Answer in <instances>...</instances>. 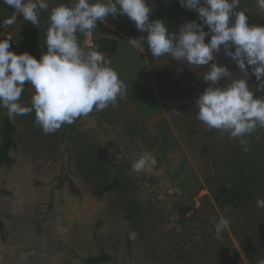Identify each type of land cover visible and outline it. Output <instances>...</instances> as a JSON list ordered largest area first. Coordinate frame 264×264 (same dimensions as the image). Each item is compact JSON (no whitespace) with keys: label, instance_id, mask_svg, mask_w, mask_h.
<instances>
[{"label":"rangeland","instance_id":"1","mask_svg":"<svg viewBox=\"0 0 264 264\" xmlns=\"http://www.w3.org/2000/svg\"><path fill=\"white\" fill-rule=\"evenodd\" d=\"M47 2L51 11L64 0ZM148 3L149 19L164 20L169 31L200 22L179 0ZM238 10L248 13L249 23L264 25V14H255L262 10L257 0H240ZM100 35L119 40L109 60L127 90L114 107L52 134L35 123L34 112L12 120L14 163L0 167V264H86L102 253L109 259L96 264H258L264 256V208L256 204L264 198V128L246 137L250 150L242 151L238 139L197 119L210 65L153 57L146 41L130 42L147 34L126 15L97 23L78 42L95 50L92 40ZM43 52L31 55L38 59ZM215 57L238 75L223 48ZM248 83L254 96L264 97L254 75ZM33 94L26 81L20 102L30 105ZM174 110L182 115L173 116ZM6 115L0 108V128ZM144 152L158 163L135 173L132 164ZM120 170L121 187L99 193ZM239 177L250 180L252 200L228 199ZM220 215L230 223L218 239L210 217ZM131 231L138 233L135 240Z\"/></svg>","mask_w":264,"mask_h":264},{"label":"clouds","instance_id":"2","mask_svg":"<svg viewBox=\"0 0 264 264\" xmlns=\"http://www.w3.org/2000/svg\"><path fill=\"white\" fill-rule=\"evenodd\" d=\"M3 2L14 9L11 16L0 21L3 28L15 25L20 14L24 21L39 26L40 11L49 9L47 0ZM179 3L196 11L200 22L186 21L178 31H169L164 20L149 19L153 9L148 0H68L67 3L64 0L57 4L49 13L47 51L39 59L28 52L11 51V33L0 38V108L7 110L10 120L34 112L35 123L45 134H52L94 110L114 107L127 86L103 53L80 45L78 34L91 35L98 21L105 22L121 14L147 34L130 42L137 45L146 41L153 57L169 56L190 66L210 65L202 77L208 87L196 100L197 119L209 129L238 139L242 151L248 152L246 137L257 128H264V97L254 96V89L248 83L249 74L254 75L259 82L255 90L264 89V25L249 23L248 13L238 10L240 0H179ZM257 3L264 9V0ZM233 47L235 50L231 51ZM222 48L240 69L237 76L216 61L215 54ZM225 78L226 83L221 85ZM26 81L34 89L30 105L20 102ZM172 115L182 114L174 110ZM157 163L152 153L144 152L133 162L132 170L151 171ZM256 204L264 208V198H258ZM210 220L215 236L221 238L230 221L223 215L212 216ZM137 237L136 231L129 233V239ZM258 264H264V260Z\"/></svg>","mask_w":264,"mask_h":264},{"label":"trees","instance_id":"3","mask_svg":"<svg viewBox=\"0 0 264 264\" xmlns=\"http://www.w3.org/2000/svg\"><path fill=\"white\" fill-rule=\"evenodd\" d=\"M119 45V40L109 36H101L92 41V46L95 50L100 51L105 55L106 58L110 57L117 51ZM39 59V58H38ZM26 98L25 89L22 93L21 100ZM15 125L12 120L6 115L1 121L0 128V167H9L14 163V159L11 152L16 148L15 142ZM204 147V146H203ZM250 180L239 177L231 189L229 190L227 197L229 200L235 203H241L244 201L252 200L253 191L250 189ZM122 185V171H118L116 175L113 176L112 180L104 184L100 189L99 193L103 191H109L111 189L118 190ZM133 211H131L132 213ZM0 229H2L0 223ZM109 256L102 253L100 255L89 257L85 260L86 264H96L104 260H108ZM263 259V257H262Z\"/></svg>","mask_w":264,"mask_h":264},{"label":"crops","instance_id":"4","mask_svg":"<svg viewBox=\"0 0 264 264\" xmlns=\"http://www.w3.org/2000/svg\"><path fill=\"white\" fill-rule=\"evenodd\" d=\"M13 11H14L13 8L4 4L3 0H0V21H2L5 17L11 16ZM49 13L50 11L48 10H42V12L40 13L41 16H39V20H40L39 26L34 25L31 22L24 21L22 14L18 15L17 23L15 25L6 28L0 27V38H4L8 33H11L13 36V40L10 41L11 44L10 50L17 54L28 52L29 54L37 55L40 54L41 51L46 52L47 46L45 44V39H46V32L49 27ZM255 14H259L260 16H263L264 9L260 10L259 12H255ZM97 23H102V22H97ZM32 26H35V29H33V31L31 32H28L27 27H32ZM101 36L104 35H100L99 37ZM87 37L88 35L81 34V36L78 39L87 38ZM262 260H264V256Z\"/></svg>","mask_w":264,"mask_h":264}]
</instances>
